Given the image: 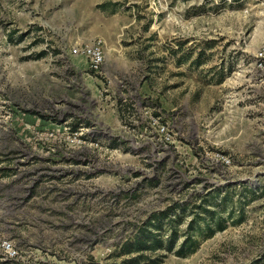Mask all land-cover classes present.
<instances>
[{"label":"rangeland","instance_id":"rangeland-1","mask_svg":"<svg viewBox=\"0 0 264 264\" xmlns=\"http://www.w3.org/2000/svg\"><path fill=\"white\" fill-rule=\"evenodd\" d=\"M176 202L196 249L161 264H264V0H0V234L118 263Z\"/></svg>","mask_w":264,"mask_h":264},{"label":"trees","instance_id":"trees-1","mask_svg":"<svg viewBox=\"0 0 264 264\" xmlns=\"http://www.w3.org/2000/svg\"><path fill=\"white\" fill-rule=\"evenodd\" d=\"M217 195L212 194L210 196ZM203 203L207 202L209 196L202 198ZM215 200V197H214ZM173 204V203H172ZM169 205L165 210L153 212L142 227L133 234L132 237L127 238L120 243L119 248L115 256L128 255L127 258L122 259L120 262H112L111 264H161L164 254L154 256L153 252L157 250H164L166 252L173 251L175 242L178 238L177 229L175 228L179 221L182 219V213L188 206H196L191 202L174 203ZM218 206V202H214V206ZM200 206V205H199ZM203 211L212 213L211 210H206L202 208ZM191 221V220H190ZM218 222V229H223V225ZM193 221L188 224L189 229H191ZM207 228L210 230L209 235L213 233L214 230L206 224ZM199 228V226H198ZM163 229L169 230V233L164 237L161 233ZM196 249V240H193L191 234H186L185 238L179 244L178 248L173 251L177 256H186ZM147 253H152L147 254Z\"/></svg>","mask_w":264,"mask_h":264},{"label":"built area","instance_id":"built-area-1","mask_svg":"<svg viewBox=\"0 0 264 264\" xmlns=\"http://www.w3.org/2000/svg\"><path fill=\"white\" fill-rule=\"evenodd\" d=\"M82 52L87 59L88 68L96 72L103 63L104 54L102 42L94 40L83 46ZM0 264H31L29 260L20 252L16 243L9 238L0 234Z\"/></svg>","mask_w":264,"mask_h":264}]
</instances>
